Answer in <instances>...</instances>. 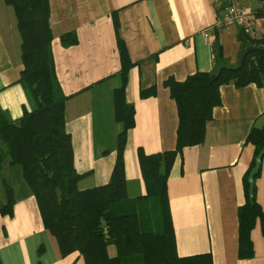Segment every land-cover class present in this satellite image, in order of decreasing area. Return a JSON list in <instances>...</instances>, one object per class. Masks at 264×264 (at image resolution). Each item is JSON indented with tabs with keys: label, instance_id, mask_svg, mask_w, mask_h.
I'll return each mask as SVG.
<instances>
[{
	"label": "crops",
	"instance_id": "obj_1",
	"mask_svg": "<svg viewBox=\"0 0 264 264\" xmlns=\"http://www.w3.org/2000/svg\"><path fill=\"white\" fill-rule=\"evenodd\" d=\"M232 1L48 0L50 52L59 96L65 98V129L71 136L75 170L82 175L81 190L107 184L117 158V137L123 129L114 102V92L123 84L118 40L132 64L124 94L134 108V124L126 133L123 151L132 202L147 193L139 150L155 154L176 148L179 115L167 80L181 82L238 59L246 38L242 25L214 26ZM238 1L255 38L264 39V15L255 14L260 1ZM210 27L211 36L206 38ZM67 33H73L77 43L63 45L61 36ZM21 46L14 8L0 0V108L10 122L35 108L20 82ZM219 93L221 103L207 122L205 141L183 147L167 177L176 253L179 257L209 253L213 264H264L260 219L250 232L253 255L239 256L244 176L255 152L247 136L253 127L264 125V76L261 85L225 84ZM7 167V173L13 169ZM254 188L264 212V158ZM26 191L24 185L16 190L12 216L0 214L1 264H86L78 251L60 253L44 226L36 197ZM5 201L0 191V206ZM136 204L143 226L158 231L160 218L153 203L140 199ZM108 250L111 256L116 254L115 246Z\"/></svg>",
	"mask_w": 264,
	"mask_h": 264
},
{
	"label": "trees",
	"instance_id": "obj_2",
	"mask_svg": "<svg viewBox=\"0 0 264 264\" xmlns=\"http://www.w3.org/2000/svg\"><path fill=\"white\" fill-rule=\"evenodd\" d=\"M13 6L22 38L20 82L29 92L35 108L25 111L15 122L6 119L0 108V141L6 145V156L0 152V175L5 159L10 167L20 169L26 192L36 197L45 228L57 241L62 255L78 251L86 264H213L209 253L179 257L167 198L166 181L176 154L183 147L205 141L207 122L213 108L221 103L219 88L225 84L244 87L261 85L264 58L249 52L236 69H223L220 74L197 72L178 82L169 79L166 85L176 101L179 115L176 148L145 154L138 152L146 196L129 201L124 169L123 151L126 133L134 124V108L125 100V82L131 62L121 39L118 40L123 84L114 92L115 116L123 129L117 137V158L107 184L81 190L82 175L74 167L71 136L65 129V98L59 96L50 52L52 39L48 24V0H4ZM257 16L264 15V0H259ZM117 25V19L115 20ZM257 46L264 39L251 37ZM63 45L77 43L73 33L61 36ZM247 142L255 146L253 159L244 176L246 201L239 210V256L253 255L250 232L260 219L264 233V212L250 193L255 182L250 174L257 156L264 147V125L253 127ZM263 160V159H262ZM262 162V161H261ZM261 169V168H260ZM5 203L1 215H13L16 194L4 180ZM150 200L157 208L160 228L144 227L137 201ZM116 254H109V246ZM1 264V261H0Z\"/></svg>",
	"mask_w": 264,
	"mask_h": 264
},
{
	"label": "built area",
	"instance_id": "obj_3",
	"mask_svg": "<svg viewBox=\"0 0 264 264\" xmlns=\"http://www.w3.org/2000/svg\"><path fill=\"white\" fill-rule=\"evenodd\" d=\"M248 18L249 17L243 10V7L241 6L240 2L238 0H233L225 14L222 17L218 18L214 26L216 28H221L239 23L240 25H242V28L244 29L245 33L249 34V36L253 38L256 36V33L253 31ZM211 32L212 28L210 27L205 30L204 36L206 38H209L211 36Z\"/></svg>",
	"mask_w": 264,
	"mask_h": 264
},
{
	"label": "water",
	"instance_id": "obj_4",
	"mask_svg": "<svg viewBox=\"0 0 264 264\" xmlns=\"http://www.w3.org/2000/svg\"><path fill=\"white\" fill-rule=\"evenodd\" d=\"M249 52H255L260 58H264V47L254 45L252 42H250L246 38H243V45H242V48L239 52V56H238L237 61L233 64L232 63H223V62L219 63L216 70H215V73L218 75L221 73V71L223 69L239 68L240 65L242 64L244 57ZM263 158H264V147L261 149V151L259 152V154L257 156V161L255 164V167L252 169L251 174H250V180H253L255 175L259 172V170L261 168V161ZM249 190H250V193L252 194L254 191V183L253 182H251Z\"/></svg>",
	"mask_w": 264,
	"mask_h": 264
},
{
	"label": "rangeland",
	"instance_id": "obj_5",
	"mask_svg": "<svg viewBox=\"0 0 264 264\" xmlns=\"http://www.w3.org/2000/svg\"><path fill=\"white\" fill-rule=\"evenodd\" d=\"M0 152L1 154L5 155L7 154L6 151V145L5 143L0 141ZM8 157L6 156V159ZM5 159L4 166H3V172L0 175V191L4 193V180L7 184L13 187L15 194L16 190L18 191L23 186V180L21 178L20 169H8V173L6 172L8 164V160ZM21 186V187H20Z\"/></svg>",
	"mask_w": 264,
	"mask_h": 264
}]
</instances>
